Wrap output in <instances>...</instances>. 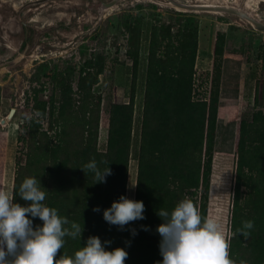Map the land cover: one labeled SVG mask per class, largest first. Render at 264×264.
I'll use <instances>...</instances> for the list:
<instances>
[{
	"label": "rangeland",
	"instance_id": "374dc122",
	"mask_svg": "<svg viewBox=\"0 0 264 264\" xmlns=\"http://www.w3.org/2000/svg\"><path fill=\"white\" fill-rule=\"evenodd\" d=\"M173 1L236 7L264 24V0ZM186 17L198 24L193 99L217 103L206 219L218 223L230 239L240 123L245 121L252 138L264 126V120L253 117L264 113V32L230 14L177 12L165 0H0V65L12 64L0 71V122L15 111L10 122L0 125V190L12 193L15 171L24 162L18 139L34 102H49L59 90V78L76 91L80 69L89 67L94 75L97 57L104 72L91 87L101 97L96 150L106 152L112 105L131 101L125 197L134 200L148 65L165 61L166 45L176 46L186 36ZM160 25L151 48L152 29ZM128 41L137 52L134 63L126 55Z\"/></svg>",
	"mask_w": 264,
	"mask_h": 264
},
{
	"label": "trees",
	"instance_id": "16d2710c",
	"mask_svg": "<svg viewBox=\"0 0 264 264\" xmlns=\"http://www.w3.org/2000/svg\"><path fill=\"white\" fill-rule=\"evenodd\" d=\"M185 20L189 31L186 36L176 46L166 45L165 61L153 66L151 62L147 69L134 195V200L142 201L145 206V219L130 222L121 230L103 218V211L125 196L132 103L129 100L128 104L112 105L106 152H98L101 97L93 95L91 87L104 72L99 58L96 57L92 64L96 69L94 75L89 67L80 69L76 91L67 80L59 78L56 95L49 102H34L33 115L24 118L23 133L18 139L23 145L24 162L19 163L15 171L14 203L28 206L29 202L18 195L19 187L26 178H36L48 191L43 203L83 228L81 240L79 237L64 238V247L56 259L63 254L73 257L90 236H97L102 244L111 242L106 245L107 251L123 248L128 253L125 264H157L162 262L161 238L156 231L163 222L157 215L159 209L170 213L187 196L194 202L202 220L206 219L211 172V155L208 154L214 144L217 103L211 98L193 99L198 24L191 17ZM161 29V25L153 27L151 48L156 47V35ZM129 42L126 55L134 63L137 52L132 51ZM174 69L179 71L175 73ZM89 105L92 109L86 118ZM253 117L255 121L264 120V113L258 111ZM250 134L248 125L242 121L230 219V258L237 264L240 259L247 264H264V126L255 129L252 134L255 138ZM253 142L255 147H252ZM93 159L101 171L110 168L112 174L105 178L106 183H96L93 172L80 170ZM97 207L100 211L94 212ZM28 218L33 221L34 229L42 227L39 218ZM246 220L254 222L250 236L233 235ZM130 229H135L137 235L132 236Z\"/></svg>",
	"mask_w": 264,
	"mask_h": 264
},
{
	"label": "clouds",
	"instance_id": "9594fccd",
	"mask_svg": "<svg viewBox=\"0 0 264 264\" xmlns=\"http://www.w3.org/2000/svg\"><path fill=\"white\" fill-rule=\"evenodd\" d=\"M80 170L93 172L96 183H106L105 178L112 174L109 167L101 171L95 159ZM47 192L36 178H26L18 195L29 203L21 206L14 203L16 193L0 190V264H125L128 253L119 247L107 251L106 245L111 242L102 244L97 236H90L73 257L63 254L56 259L64 247V238L79 237L81 240L83 228L59 216L56 209L46 206L43 202ZM93 211L99 212L100 209L97 207ZM144 211L142 201L121 196L103 211V218L108 224L123 230L130 222L145 219ZM157 215L163 221L156 229L161 238L159 252L162 256V262L157 264H237L230 258V240L220 225L212 220H202L189 197L180 200L170 213L159 209ZM28 216L39 218L43 222L42 227L34 229ZM253 227V221H242V227L237 228L233 235L247 238ZM130 232L132 236L137 235L135 229H130ZM239 264H247V261L240 259Z\"/></svg>",
	"mask_w": 264,
	"mask_h": 264
},
{
	"label": "water",
	"instance_id": "95a60500",
	"mask_svg": "<svg viewBox=\"0 0 264 264\" xmlns=\"http://www.w3.org/2000/svg\"><path fill=\"white\" fill-rule=\"evenodd\" d=\"M165 1L167 2V5H169V7L173 8L177 12H193V13L206 12V13L234 15L249 23L254 30L264 32V24L260 23L259 21L254 19L251 15H249L248 13L246 14L245 12H243L240 9H237L236 7H231L226 5L217 6L213 4L187 5L173 0H165ZM11 65H12L11 63L1 64L0 69L8 68ZM14 112H15L14 110H11L10 113L7 115V117L4 120H1L0 125L5 126V124L11 120Z\"/></svg>",
	"mask_w": 264,
	"mask_h": 264
},
{
	"label": "bare ground",
	"instance_id": "6f19581e",
	"mask_svg": "<svg viewBox=\"0 0 264 264\" xmlns=\"http://www.w3.org/2000/svg\"><path fill=\"white\" fill-rule=\"evenodd\" d=\"M251 3H252V1H251ZM249 4H250V2H249ZM249 4H248V5H249ZM249 6H250V5H249ZM3 69H6V68H2V69H0V71H2ZM3 71H5V70H3ZM13 115H14V114H13ZM12 118H13V116H12ZM12 118H11V120H12ZM11 120H10V121H11ZM10 121H8V122H10ZM128 197H129V194H128Z\"/></svg>",
	"mask_w": 264,
	"mask_h": 264
}]
</instances>
